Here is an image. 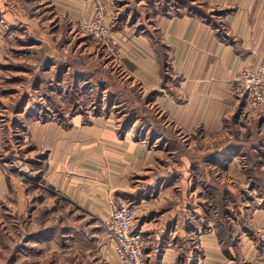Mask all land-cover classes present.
Wrapping results in <instances>:
<instances>
[{"label":"crops","instance_id":"1","mask_svg":"<svg viewBox=\"0 0 264 264\" xmlns=\"http://www.w3.org/2000/svg\"><path fill=\"white\" fill-rule=\"evenodd\" d=\"M10 1L11 8L0 12V148L2 122L6 125L15 117L22 126H13L20 136L19 145L35 147L26 157L35 159L44 154V185L83 209L92 224L88 228H96L94 234L101 235V221L109 213L110 201L124 198L131 178L162 157L164 148L150 145L148 135L138 138L133 127L120 130L112 109L96 113L62 109L58 120L21 117L37 88L45 82L51 84L44 76H51L52 82V75L56 76L57 85L68 77L81 83L79 76L71 74L67 57L73 63L82 59L88 67L108 69L121 83L137 86L145 101L158 108L163 122L177 134L186 139L201 132L207 142L224 137L235 113L241 118L247 109L246 95L232 92L233 77L264 59V0H195L210 17L184 7L179 14L161 12L149 17V1L136 0L138 11L122 19L114 17L119 12L114 11V0H107L105 20L112 28V49L79 30V22L93 13L92 0H38L34 9L26 1ZM164 50L173 81L163 85ZM250 114V123L264 118V111ZM31 173L33 178L41 174ZM4 189L2 185V193ZM167 192L171 194L161 191L157 195L162 199ZM141 211L135 228L146 236L143 253L150 264L231 261L208 225H181L179 218L171 224L173 209ZM255 227L264 232V225ZM192 236L203 252L197 260L193 253L184 258L180 254ZM98 243L104 264H118L114 245ZM258 243L264 247L262 234L255 241L241 236L231 256L237 253L246 264H264V248L258 250Z\"/></svg>","mask_w":264,"mask_h":264},{"label":"rangeland","instance_id":"2","mask_svg":"<svg viewBox=\"0 0 264 264\" xmlns=\"http://www.w3.org/2000/svg\"><path fill=\"white\" fill-rule=\"evenodd\" d=\"M21 1L31 3L32 9L38 5L36 4L38 0ZM148 1L146 7L150 10L149 17L164 12L159 0ZM105 2L107 12V0ZM11 3L13 4L10 0H0V12L10 9ZM122 3L128 4L122 6ZM135 3L136 0H114L112 5L114 8L117 7L114 11H119L114 17L122 19L130 12L135 13L138 11ZM170 11L174 12V8L172 7ZM85 19L88 18L85 17L79 24ZM146 25L151 28L152 23L148 21ZM107 26L112 34L111 26L109 24ZM164 53L161 56L165 57L164 62L168 66L165 70L168 78L163 81L168 84L173 80L169 73L167 51L164 50ZM83 63L85 65V62ZM102 70L110 73L108 69ZM111 75L120 82L118 76ZM52 77L53 82L50 80L51 76H44V79H48L51 84L45 82L37 88L33 101L21 117L35 116L38 120H58L62 109L71 108L72 110L73 107L82 111L91 110L92 113H96L95 109L115 110L120 130L133 127L138 138L144 139L148 135L150 145L155 144L158 148H164L162 157L157 158L151 166L131 178L130 189L124 198L137 205L140 204V212L143 210L145 213L149 211L159 213L165 208L173 209L170 217L171 224L179 218L178 222L181 225H208L215 230L226 256L230 255L231 261L228 264H246L237 253L231 256L230 252L241 236L247 235L253 241L258 240L261 234L264 237V232L255 227V225H264V191L261 190L264 186V146L246 158L241 152L229 151L226 164L222 168L210 166L208 169L204 166L202 170L199 166L201 163L198 161L207 158L215 152V149L220 150L224 144H228V139L234 140L232 143L235 144L240 142L241 145L256 142L254 140L256 135L264 136V118L257 117L254 123H250L247 114L251 115L250 113L254 111L246 103L247 109L241 112V115L243 114L241 118H239L240 115L237 117L239 112L235 113L233 119L230 118V127H227L221 139L212 140L213 142L209 139L206 142L201 132H196L184 139L177 134L176 130H172L171 126L163 122V115L159 114L158 108L145 101V97L141 96L137 86H129L126 83L130 91L138 96L152 115H155L158 125L160 127L164 125L168 129V133L162 135L159 133L161 128L157 130L155 128L157 134L153 135V129L143 126L138 119L125 127V118L128 114L125 106L128 103H122L121 98L113 99L109 89L106 88V83H104L105 89H99L92 80L74 83L68 77L57 85L56 76L52 75ZM44 79L42 82L45 81ZM96 90L100 91V94H95ZM11 109L15 111L14 107ZM2 125L4 140L0 148V172L2 173L0 174V264H104L98 249V240L109 242L104 235V227L101 228V235L94 234L96 228H88L87 225L92 224L83 209H79L59 194L51 192L44 185L41 179L44 172L41 160L44 154L35 159L26 157V154L35 147L33 144L19 145L20 136H16L13 126H21V121L14 117L8 124L5 125L2 122ZM176 138L181 142L180 145ZM256 161L258 164L254 165ZM195 163L198 167L194 168ZM252 166H256L257 173L248 170ZM31 171L41 174L33 178ZM210 176L212 179L217 177L232 191V194H225L227 196L225 200L223 199L224 202L212 197L208 192L206 183L210 181ZM253 177L257 184H252ZM135 178L138 180L134 181ZM2 185L5 188L4 193H2ZM161 191H171V194L168 192L162 194L164 196L160 199L157 194ZM262 214V220L257 224ZM139 216L141 218V215ZM179 216H182V219ZM102 225L104 220L101 221V227ZM35 231H41L42 235L39 238L25 240L26 234ZM195 239L192 236L190 239L192 242L181 245L185 250V252L180 251L182 258L189 253H193L192 256H196L194 257L196 260L203 256L202 250L196 247ZM256 245L258 250L264 248L259 243Z\"/></svg>","mask_w":264,"mask_h":264},{"label":"built area","instance_id":"3","mask_svg":"<svg viewBox=\"0 0 264 264\" xmlns=\"http://www.w3.org/2000/svg\"><path fill=\"white\" fill-rule=\"evenodd\" d=\"M92 2L93 13L79 24V30L101 46L112 49L115 41L105 22L106 2ZM232 91L245 94L254 112L264 111V59L257 65L242 68L233 77ZM138 213L139 205L126 199L110 201V213L104 219V235L114 244L119 264H150L143 253L146 236L135 228Z\"/></svg>","mask_w":264,"mask_h":264},{"label":"trees","instance_id":"4","mask_svg":"<svg viewBox=\"0 0 264 264\" xmlns=\"http://www.w3.org/2000/svg\"><path fill=\"white\" fill-rule=\"evenodd\" d=\"M161 2V5L163 6V10L165 13L170 14L171 13V8H174V14H179L180 13V8L184 7L189 11H195L199 12L201 14H204L207 17H210V12H206V10L201 7V5L196 2L195 0H159ZM172 6V7H171ZM172 14V13H171ZM218 24V23H216ZM160 47L163 49L164 46L160 44ZM66 60L71 63L70 65V72L71 74H75L79 76L82 80H92L93 83H95L96 86H99V89L104 88V83H106V88L109 89V94L112 96L114 99L115 97L122 99V103H128L125 108L128 109V114L125 118V127L129 126L128 123L133 124L136 119L140 121V124H143V126H146L148 128L153 129L154 133L153 135H156L157 132H155V128L160 129V134L166 135L168 133L167 127H164L161 125V127L158 125L159 122L157 121V118L155 115H152L150 111L144 106V103L139 100L138 96L133 94L129 87L117 81L113 75H111L109 72L98 68H91V67H86L83 63V60H75L73 63L71 61V57H67ZM163 62V80L168 78V75L166 74V69H167V64H164ZM163 85L165 84L164 82L162 83ZM105 89V88H104ZM100 94V91L96 90L95 94ZM148 103V102H147ZM143 104V105H142ZM96 112H98V109H95ZM161 136V135H158ZM165 138V137H164ZM167 141H169L167 138H165ZM177 139V138H176ZM175 139V140H176ZM178 140V139H177ZM254 140L256 142H253L251 144H242L238 142L237 144L232 143V139H228V144H224L220 150L215 149V152L209 155L207 158H202L199 164V166L204 170V166L208 167V169L211 167L215 168H222V166H225L226 164V158L227 155L229 154V151H236V152H241L242 155L246 158V156L253 154L257 151L258 148H261L264 146V136L263 135H256ZM179 145L180 141L178 140ZM178 146V145H177ZM197 161V160H196ZM258 161L255 162L254 165H257ZM193 167H198L197 163L193 165ZM206 169V171L208 170ZM248 170L252 173H257L256 166L250 167ZM259 170V169H258ZM205 171V173H206ZM209 179L210 181L206 183V187L208 189V192L211 193L212 197L218 198L219 200L221 199L222 202L223 199L225 200L226 196L228 194H232V191L229 190L227 185H224V182H221L217 179V177L212 179V176ZM252 184H257L255 181V177H253V180H251ZM262 191H264V186L261 188ZM227 194V195H225ZM41 231H35L26 234L25 240H29L31 238H39L42 233ZM220 237V236H219Z\"/></svg>","mask_w":264,"mask_h":264},{"label":"bare ground","instance_id":"5","mask_svg":"<svg viewBox=\"0 0 264 264\" xmlns=\"http://www.w3.org/2000/svg\"><path fill=\"white\" fill-rule=\"evenodd\" d=\"M129 202V201H128ZM130 203H132V202H130ZM133 204H135V203H133ZM137 205V204H136Z\"/></svg>","mask_w":264,"mask_h":264}]
</instances>
